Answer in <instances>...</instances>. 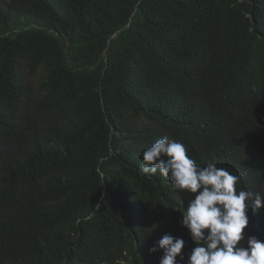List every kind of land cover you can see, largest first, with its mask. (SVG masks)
<instances>
[{
  "label": "trees",
  "instance_id": "obj_1",
  "mask_svg": "<svg viewBox=\"0 0 264 264\" xmlns=\"http://www.w3.org/2000/svg\"><path fill=\"white\" fill-rule=\"evenodd\" d=\"M163 136L264 195V0H0V264H187Z\"/></svg>",
  "mask_w": 264,
  "mask_h": 264
},
{
  "label": "clouds",
  "instance_id": "obj_2",
  "mask_svg": "<svg viewBox=\"0 0 264 264\" xmlns=\"http://www.w3.org/2000/svg\"><path fill=\"white\" fill-rule=\"evenodd\" d=\"M187 151L182 142L163 136L144 150L140 167L143 174L158 172L173 190L192 194L179 221L195 245L187 264H264V241L244 234L252 211L261 225L264 195L238 190V176L214 163L201 167ZM184 247L182 238L166 234L149 253L162 251L159 264H184Z\"/></svg>",
  "mask_w": 264,
  "mask_h": 264
}]
</instances>
